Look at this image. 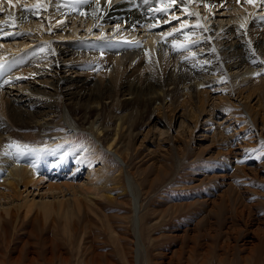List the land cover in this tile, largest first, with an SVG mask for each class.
Here are the masks:
<instances>
[{
    "label": "bare ground",
    "instance_id": "obj_1",
    "mask_svg": "<svg viewBox=\"0 0 264 264\" xmlns=\"http://www.w3.org/2000/svg\"><path fill=\"white\" fill-rule=\"evenodd\" d=\"M61 1L0 0V185L19 196L18 185H33L35 170H47V162H55L56 156L45 155L40 143L49 140L57 124H45L51 121L47 114L56 113L72 129L95 132L122 166L145 146L158 178L167 174L160 161L173 148L179 153L190 149L214 162L215 170L203 172L209 176L199 180L215 182L210 188L215 196L204 200L207 212L217 209L215 234L240 230L236 222L230 223L232 214L262 244L261 221L252 217L243 195L229 184L216 189L227 184L222 178L232 162L241 160L242 150L248 154L254 142L264 143V0H96L105 7H77L81 18L68 13ZM30 5L26 23L17 22L13 15ZM176 9L179 14L174 15ZM5 88L16 93L8 96ZM235 107L242 108L250 125L238 127L231 110ZM246 126L254 139L245 141ZM204 141L208 144L202 145ZM254 171L249 172L256 177ZM125 177L137 263L141 188L131 172L126 170ZM65 186L49 185L37 200L33 194L20 203L4 196L0 226L22 224V213L30 223L41 222L42 228L48 224L76 231L90 200L82 196V184Z\"/></svg>",
    "mask_w": 264,
    "mask_h": 264
},
{
    "label": "rangeland",
    "instance_id": "obj_2",
    "mask_svg": "<svg viewBox=\"0 0 264 264\" xmlns=\"http://www.w3.org/2000/svg\"><path fill=\"white\" fill-rule=\"evenodd\" d=\"M60 4L66 5L69 9L68 13L76 18H81L77 16V7L89 4L103 6L96 0H62ZM60 4L54 6L58 8ZM119 4L121 2L113 7ZM36 6L39 4L34 5ZM177 10L174 15L179 14ZM31 14L32 5L16 12L13 18L17 22L26 23ZM186 28H179V32ZM197 51L202 54L201 48ZM9 90L11 88L4 89L8 96L16 93L14 90L9 93ZM31 98V102H38L37 98ZM231 110L239 119L238 127L244 123L250 125L243 118L245 112L242 108L235 107ZM47 115L51 121L45 124H57L50 132L49 140L46 142L42 139L40 144L45 155L56 156L55 162L54 159L50 160L52 164L49 163L50 161L47 162L46 165H50L47 170L42 171L41 168L36 169L38 172L35 170L33 185L30 184L27 188L18 185V190L21 192L19 196L14 195L11 189L0 185V202H5L2 198L9 196V200L6 201L14 198L20 203L25 196L30 199L33 194L37 200L40 193H44L49 185H57L64 190L66 184L72 187H79L82 184V187L86 188L82 196H87L86 198L90 200L89 210L85 213L86 221L84 217L80 218L76 231L64 230L59 225L58 228L51 229L47 227L48 224L42 228L41 222L30 223L29 218L24 217L20 212V217L24 220L22 224H17L15 227L8 223L6 229L0 226V264H29L31 260L33 261L31 264H107V262L111 264H264V242L258 244L250 228L244 229L243 223L238 222L232 214L229 221L236 222L234 225H239L237 228L240 230L230 235L215 234L220 223V219L215 215L217 209L207 212L209 207L204 201L206 198L209 199V195L211 198L215 196L210 194L215 182L213 179H205V183L199 180L209 176L203 172L215 170L214 162L206 157L199 158L193 155L190 149L183 148L184 151L179 153L173 148L168 158H161L160 162L167 167V174L158 178L155 166L150 163L154 159L147 155L145 146L136 150L134 155H129L126 164L122 166L111 153L106 151L107 144L98 138L95 132L81 128L72 129L63 120L60 121L56 113ZM244 128L245 141L254 139L255 136L248 129L246 130L249 126ZM201 144L206 145L208 141ZM249 149L248 154L242 150L241 160L235 161L237 164L232 162L228 167V176L222 178L223 181L227 180L225 181L227 184H218L216 190L230 185L240 192L244 202L252 206H250L251 211L254 212L252 217L261 221L264 230V143L254 142ZM171 153L176 158L171 157L173 155ZM243 167L244 172L240 171ZM246 168L255 169L256 177ZM126 170L133 174L141 188L139 200L142 207L139 212L138 240L140 254L137 263L133 260L134 213L130 194L127 191L128 186L124 185L127 184ZM83 182L87 183L83 184ZM107 197L113 200H108ZM202 199L205 203L201 201ZM186 203H188L187 207L184 206ZM173 204L179 206L174 207ZM28 231H32L33 234ZM49 239L53 241L52 244H49ZM246 239L253 240L251 243L242 242ZM94 253H96L95 259H93ZM48 257L52 260L48 261Z\"/></svg>",
    "mask_w": 264,
    "mask_h": 264
}]
</instances>
